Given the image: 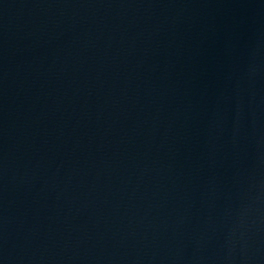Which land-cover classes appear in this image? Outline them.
<instances>
[{
	"label": "water",
	"instance_id": "1",
	"mask_svg": "<svg viewBox=\"0 0 264 264\" xmlns=\"http://www.w3.org/2000/svg\"><path fill=\"white\" fill-rule=\"evenodd\" d=\"M0 264H264V0H0Z\"/></svg>",
	"mask_w": 264,
	"mask_h": 264
}]
</instances>
